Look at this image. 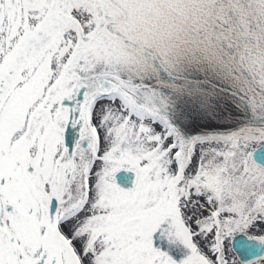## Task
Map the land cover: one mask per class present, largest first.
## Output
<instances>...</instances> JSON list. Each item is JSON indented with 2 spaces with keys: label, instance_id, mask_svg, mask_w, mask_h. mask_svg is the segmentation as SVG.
<instances>
[{
  "label": "snow or ice",
  "instance_id": "1",
  "mask_svg": "<svg viewBox=\"0 0 264 264\" xmlns=\"http://www.w3.org/2000/svg\"><path fill=\"white\" fill-rule=\"evenodd\" d=\"M0 264H264V0H0Z\"/></svg>",
  "mask_w": 264,
  "mask_h": 264
}]
</instances>
